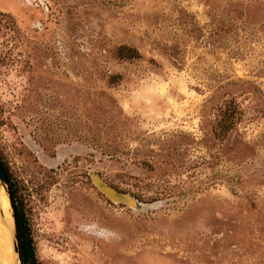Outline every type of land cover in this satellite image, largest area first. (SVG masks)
<instances>
[{
	"label": "rangeland",
	"instance_id": "rangeland-1",
	"mask_svg": "<svg viewBox=\"0 0 264 264\" xmlns=\"http://www.w3.org/2000/svg\"><path fill=\"white\" fill-rule=\"evenodd\" d=\"M0 159L38 264H264V0H0Z\"/></svg>",
	"mask_w": 264,
	"mask_h": 264
},
{
	"label": "trees",
	"instance_id": "trees-1",
	"mask_svg": "<svg viewBox=\"0 0 264 264\" xmlns=\"http://www.w3.org/2000/svg\"><path fill=\"white\" fill-rule=\"evenodd\" d=\"M120 53L127 54V57L136 58L138 53L128 48H120ZM8 191L13 210V218L16 228L17 243L19 248V260L21 264H38L36 258L35 246L31 237L29 223L25 216L21 204L17 200V196L13 190L9 176L6 172Z\"/></svg>",
	"mask_w": 264,
	"mask_h": 264
},
{
	"label": "bare ground",
	"instance_id": "bare-ground-1",
	"mask_svg": "<svg viewBox=\"0 0 264 264\" xmlns=\"http://www.w3.org/2000/svg\"><path fill=\"white\" fill-rule=\"evenodd\" d=\"M14 220L8 195L4 186H0V264H19L14 250Z\"/></svg>",
	"mask_w": 264,
	"mask_h": 264
},
{
	"label": "water",
	"instance_id": "water-1",
	"mask_svg": "<svg viewBox=\"0 0 264 264\" xmlns=\"http://www.w3.org/2000/svg\"><path fill=\"white\" fill-rule=\"evenodd\" d=\"M1 185L4 186L5 189H6V192H7V195H8V199H9V203H10V207H11V210H12L11 200H10L9 191H8L7 176H6V172H5L4 166H3L2 162H1V159H0V186ZM99 186L101 187L102 191H104L107 195H109L113 199H117L116 198L117 196L114 193H112L110 190H108L105 186H103L102 184H99ZM120 200L131 204V201H129L127 198H124V197L120 196ZM12 217H13V210H12ZM13 220H14V218H13ZM14 235H15V247H14V250H15L17 256H18L19 264H21V262L19 260V248H18V243H17L15 222H14Z\"/></svg>",
	"mask_w": 264,
	"mask_h": 264
}]
</instances>
